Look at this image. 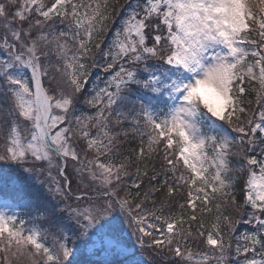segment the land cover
I'll return each instance as SVG.
<instances>
[{"label":"snow or ice","instance_id":"1","mask_svg":"<svg viewBox=\"0 0 264 264\" xmlns=\"http://www.w3.org/2000/svg\"><path fill=\"white\" fill-rule=\"evenodd\" d=\"M0 264H264V0H0Z\"/></svg>","mask_w":264,"mask_h":264},{"label":"rangeland","instance_id":"2","mask_svg":"<svg viewBox=\"0 0 264 264\" xmlns=\"http://www.w3.org/2000/svg\"><path fill=\"white\" fill-rule=\"evenodd\" d=\"M118 26H119V23L117 24V27ZM113 33H114V31H113ZM112 36L109 39V41L106 43V46H107L108 43L111 42ZM96 75H99L101 77V79L99 81H96ZM92 79H93V81H95L96 83H98L101 87L103 86V84H104V74L100 70L94 71V75H93ZM241 230H243V228Z\"/></svg>","mask_w":264,"mask_h":264},{"label":"trees","instance_id":"3","mask_svg":"<svg viewBox=\"0 0 264 264\" xmlns=\"http://www.w3.org/2000/svg\"><path fill=\"white\" fill-rule=\"evenodd\" d=\"M123 12H125L126 13V11H127V9H124V10H122ZM119 23V19L117 20V23H116V25L113 27V29L112 30H110L108 33H107V35H106V43L109 41V39L111 38V36L113 35V31L115 30V27H117V24ZM106 43L104 44V45H102V47L103 48H105L106 49ZM97 59L99 60L100 58L99 57H97ZM99 69H93V73H94V71H98ZM237 194L239 195V188H237ZM242 228H243V226H242ZM241 228V229H242Z\"/></svg>","mask_w":264,"mask_h":264}]
</instances>
